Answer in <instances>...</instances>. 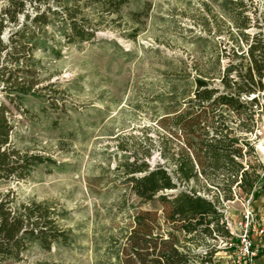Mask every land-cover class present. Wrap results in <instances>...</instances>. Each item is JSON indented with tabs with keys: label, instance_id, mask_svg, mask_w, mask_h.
Returning a JSON list of instances; mask_svg holds the SVG:
<instances>
[{
	"label": "rangeland",
	"instance_id": "1",
	"mask_svg": "<svg viewBox=\"0 0 264 264\" xmlns=\"http://www.w3.org/2000/svg\"><path fill=\"white\" fill-rule=\"evenodd\" d=\"M218 3L127 0L116 11L99 0H26L30 17L24 31L37 38L30 41L34 46L21 67L32 71L40 96L28 95L10 105L11 146L20 154H39L53 162L34 167L25 179H0V194L12 190L18 202H46L69 238L49 249L31 244L19 264H113L114 251L139 210H159L160 225L170 229L158 201H142L131 191L123 165L138 157L174 174L170 157L180 143L158 121L173 107H185L184 90L199 71L219 73L210 82L223 89L219 77L229 62H239L232 51L240 38ZM243 3L253 23L247 32L264 31V0ZM229 10L236 12V7ZM37 11L48 12V23L29 22ZM71 20L93 36L70 41ZM18 21V26L5 27L4 40L21 26L22 14ZM257 95L253 118L238 117L225 106L215 112L224 115L231 136L239 139L246 159L263 175L264 91ZM222 186L200 177L181 188H193L214 201L224 198ZM261 186L256 185L254 191L260 192L255 194L232 185L233 198L220 200L219 209H226L236 225L246 210L264 224ZM198 238L186 241L179 235L193 251L213 248L214 264H233L232 248L220 239ZM253 240L263 245L257 264H264V237Z\"/></svg>",
	"mask_w": 264,
	"mask_h": 264
},
{
	"label": "trees",
	"instance_id": "2",
	"mask_svg": "<svg viewBox=\"0 0 264 264\" xmlns=\"http://www.w3.org/2000/svg\"><path fill=\"white\" fill-rule=\"evenodd\" d=\"M95 1L98 0H92ZM126 1L99 0V3L116 6L118 11ZM0 2L4 3L0 10V179H25L34 167L53 162L39 154H20L11 146L14 125L10 105H17L28 95L40 96L32 71L27 66L21 67L29 60L34 46L30 41L37 37L24 31L30 17L26 0ZM230 5L236 7V12L230 13ZM218 6L225 15L231 16L240 38L237 49L232 51L239 62H229L219 77L223 89L210 82L218 78L219 73L211 76L199 71L184 90L185 107H173L158 121L160 127L170 130L180 143L177 152L170 157L174 174L164 165L152 167L147 160L138 157L124 163L131 191L142 201H158L162 206V220L170 229L160 225L159 210L137 211L124 240L118 242L113 264H213V248L208 245L205 250L193 251L179 239L180 233L186 241L193 242L198 241L200 235L206 239H216V235L228 237L230 233L221 223L223 215L219 205L223 199L233 198L232 185H239L247 193H259V190L254 191L256 185H262L264 190V166L260 165L262 175L246 159L247 152L239 139L231 136L232 128L227 119L215 112L225 106L238 117L242 114L254 117L259 108L257 94L264 91V31L247 32L253 23L244 14L243 0H220ZM19 14L24 16V21L18 28L11 29L4 40L5 27L18 26ZM48 16L46 11H37L29 22L45 25ZM92 36L93 31L79 28L71 20L70 41ZM200 177L210 185H223L224 198L220 201L216 197L213 201L193 188H181ZM68 238L55 210L46 202H18L12 190L0 194V264H19L23 252L33 243L49 249L53 243L67 242Z\"/></svg>",
	"mask_w": 264,
	"mask_h": 264
},
{
	"label": "built area",
	"instance_id": "3",
	"mask_svg": "<svg viewBox=\"0 0 264 264\" xmlns=\"http://www.w3.org/2000/svg\"><path fill=\"white\" fill-rule=\"evenodd\" d=\"M222 212L221 223L228 229L230 235L228 237H219L218 239L225 246L232 248L231 257L233 264H257L263 245L254 242L253 237H264V224L255 220L251 211L246 210L243 218L236 225L230 218L226 209H219ZM238 227V231L234 227ZM214 264V263H213Z\"/></svg>",
	"mask_w": 264,
	"mask_h": 264
},
{
	"label": "bare ground",
	"instance_id": "4",
	"mask_svg": "<svg viewBox=\"0 0 264 264\" xmlns=\"http://www.w3.org/2000/svg\"><path fill=\"white\" fill-rule=\"evenodd\" d=\"M261 149H262V151H264V146H263V144H261Z\"/></svg>",
	"mask_w": 264,
	"mask_h": 264
},
{
	"label": "water",
	"instance_id": "5",
	"mask_svg": "<svg viewBox=\"0 0 264 264\" xmlns=\"http://www.w3.org/2000/svg\"><path fill=\"white\" fill-rule=\"evenodd\" d=\"M263 146H264V136H263Z\"/></svg>",
	"mask_w": 264,
	"mask_h": 264
}]
</instances>
